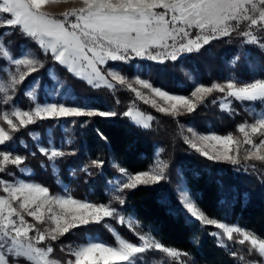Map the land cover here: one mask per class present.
I'll list each match as a JSON object with an SVG mask.
<instances>
[{"label": "snow or ice", "instance_id": "snow-or-ice-1", "mask_svg": "<svg viewBox=\"0 0 264 264\" xmlns=\"http://www.w3.org/2000/svg\"><path fill=\"white\" fill-rule=\"evenodd\" d=\"M50 2L54 0H0V24L5 28L0 33V60L4 62L0 64V75L7 81L6 84L0 83V93L4 94L0 102L4 105L10 102L14 104V95L9 93H15L27 77L43 67L38 55L21 54L17 57L12 54L11 41L7 40V36L15 34L17 30L34 41L44 55L50 52L54 61L86 80L89 85L96 88L103 85L109 89L115 87L112 81L121 86L127 85L137 99L145 104L151 103L161 113L176 116L182 114L179 111L181 108L189 114L193 113L197 103L192 98L202 103L213 92L224 94L221 109L225 111L231 108L229 98L237 102H264V78L252 81L228 78L225 83L213 82L210 86L200 83L195 86L190 98L188 95L171 94L162 86H154L149 79L141 78L146 71L143 67L132 69L135 79L131 81L124 68L102 67L109 62H120L131 67V62L136 59L160 64L175 62L183 54L199 52L213 40L233 34L244 37V43L257 45L264 51V43L261 42L264 39V0H82V7L62 13L61 18L43 11ZM8 65L13 66L14 70L9 72ZM56 83L57 87L61 86L59 80ZM134 85L149 90L169 107L158 106L155 99L150 100ZM41 88L42 83L37 78L24 93L35 102L30 110L14 107L0 115V121L11 130H6L0 124V172L5 171L8 164L17 168L25 164L26 157L14 154L10 147L13 140L11 133L19 130L16 121H19V126L27 127L45 119L122 116L129 118L135 126L147 129L154 120L152 115L138 109L134 111L132 107L119 113L114 109H98L88 104L39 102ZM52 91L54 93L56 89ZM116 103H119L118 99ZM237 130L243 134V144L250 146L244 150L242 158L241 141L232 133L198 134L189 128L191 137H184V142L196 153L216 163L233 166L246 164L250 160L264 163V113L258 114L253 123L239 124ZM99 135L106 139L103 133ZM253 137H259V142ZM38 151L47 157L53 169L58 166V158L74 154L52 145H41ZM31 155L35 156L36 153ZM103 164L102 160L91 161L92 166L102 167ZM168 166L167 162L158 161L153 168L137 173L119 167L121 177L115 181L114 191L122 193L142 185L160 183L167 178L165 170ZM249 166L255 168V165ZM41 167L45 165L42 163ZM82 170L88 173V166ZM22 171L29 172L30 169L25 167ZM0 188L7 194L0 195V264H21L22 261L24 264H140L145 254L152 250L165 254L166 258L158 264H169L167 258L183 264L182 258L191 255L164 245L151 232L134 231L137 242L124 238L108 221L116 219L120 225L127 224L132 229L134 218L128 216L126 220L125 214L114 207L112 201L106 204L77 199L67 190L61 194H51L47 186L23 179L14 182L0 179ZM113 201L121 206L125 204V199L119 194H114ZM181 203L191 217L219 230L209 233L217 239L218 246L229 248L227 242L240 246L248 244L247 254L255 251L264 258V238L258 237L254 231L210 217L187 189H181ZM25 214L35 223L27 220ZM93 224L102 225L111 232L115 244L86 234L83 243L68 246L70 258L66 261L51 257L54 248L47 243L49 240L55 242L74 230ZM64 250L62 245L61 251ZM230 254L241 264L245 262V255L237 250H232ZM247 264H257V261L247 260ZM259 264H264V259Z\"/></svg>", "mask_w": 264, "mask_h": 264}, {"label": "trees", "instance_id": "trees-1", "mask_svg": "<svg viewBox=\"0 0 264 264\" xmlns=\"http://www.w3.org/2000/svg\"><path fill=\"white\" fill-rule=\"evenodd\" d=\"M4 31L5 28L0 29V33ZM7 40L11 41V52L16 56L31 47L42 59H46L44 66L27 77L18 87L14 104L21 108L31 105V100L24 92L37 78L42 83L39 100L43 101L45 85L51 81L47 74L50 65L57 67L60 76L78 95V99H86L89 105L95 108L108 109V103H114L117 96L119 109L124 111L128 108L129 93L118 89L115 95H111L103 88L92 89L65 68L50 63L51 56L44 55L34 41L20 34L18 30L15 34L8 35ZM261 42L264 43V39ZM3 63V60H0V64ZM135 63L139 69L143 67L146 70L142 76L153 82L154 86H162L170 93L188 96H191L196 83L210 86L213 82L225 83L226 79L231 77L242 81L264 78V51L257 45L244 43L243 37L238 34L213 40L199 52L183 56L175 62L160 64L136 59L131 62V67L124 64V68L133 73ZM2 97L3 94L0 93V98ZM222 97L223 93L213 92L202 103H198L193 113L177 117L142 105V109L155 117L152 127L147 129L135 126L129 118L122 116L65 119L64 128L68 129L65 132L59 120H37L27 127L18 126L19 130L11 133L13 140L10 147L14 153L26 157L25 165L33 171L30 179L47 186L52 193L62 192L66 186L70 194L77 199L106 204L112 201L114 207L121 210L125 216L131 215L135 219L137 232H151L164 245L189 252L190 256L182 258L183 264H241L230 252L237 250L241 255L245 253L247 256L248 247L238 244H229V248L218 246L217 239L209 234L212 231L210 226H201L194 220L188 221V212L182 206L175 190L176 179L182 177L190 196L210 217L243 226L254 231L258 237L264 238V164L259 161L249 162L248 165H255V168L248 166L242 172L235 171L236 167L231 164L207 160L186 148L179 130L180 123L192 122L193 125L205 129L209 125V129L216 133L239 134L238 125L249 120V116L242 103L235 100H232L229 112L221 110L218 99ZM213 100L217 102L213 103ZM7 107L9 105L0 102V115ZM36 132L41 137L40 144L48 146L52 140L56 147L64 152H74L57 159V174H54L49 166L47 157L39 153L38 143L29 135ZM99 133H103L106 139H102ZM68 138L69 143L66 142ZM159 145L163 149V157H172L177 176L170 173L168 181L142 185L135 190H124L121 194L125 199L123 206L113 201L114 194L109 188V181L119 173V167L130 173L151 169ZM180 148H183L181 154ZM185 148L187 150H184ZM33 152L36 153L35 156L31 155ZM92 160H102L104 164L102 167L92 166ZM42 163L45 167H41ZM84 166H88V173L82 170ZM17 176H21V172L11 164L5 166V171L0 172V178L3 179ZM27 219L35 223L30 217ZM108 222L124 238L137 242L134 231L127 225H120L115 219ZM194 225L203 234L199 244L191 237ZM86 234L115 244L111 232L102 225L93 224L74 230L55 242L49 240L47 243L52 244L54 248L51 257L55 256L54 258L60 260L70 258L68 246L83 243ZM62 245L64 251H61ZM253 255L254 251L249 256ZM165 258V254L152 250L145 254L140 264H158ZM167 259L169 264H181L180 261Z\"/></svg>", "mask_w": 264, "mask_h": 264}, {"label": "rangeland", "instance_id": "rangeland-1", "mask_svg": "<svg viewBox=\"0 0 264 264\" xmlns=\"http://www.w3.org/2000/svg\"><path fill=\"white\" fill-rule=\"evenodd\" d=\"M83 5H82V0H54V2H50L49 4H47V5H45L44 6V8H43V11H45V12H48L50 15H52V16H54V17H57V18H61V14L62 13H65V12H67V11H69V10H71V9H73V8H80V7H82ZM5 16H7V14H4ZM70 19H72L71 17H70ZM1 28H4V26L2 25V24H0V29ZM241 30H243V26H242V29ZM8 31H10V30H8ZM225 38V37H224ZM243 39H245L244 37H243ZM41 51H42V53H43V50L42 49H40ZM13 54V53H12ZM21 54H28V55H32V56H39V59L42 61V63H43V66H44V64L46 63V59L44 60V59H42L41 57H40V55L36 52V50H33L31 47H29V48H26V49H24L23 50V52L21 53ZM21 54L19 55V56H17V57H20L21 56ZM47 55H49V56H51V53L49 52ZM186 55H188L187 53L186 54H183L181 57H183V56H186ZM51 58H52V56H51ZM138 60H141V59H138ZM143 61H149V62H153V61H150V60H146V59H144ZM56 63V65H59L60 67H62V68H65L66 69V67H64V66H62V65H60L58 62H56V61H54V59L52 58V61H50V63ZM126 65V64H125ZM135 69H137V70H139V67H138V64L137 63H135ZM102 67H104V68H109V69H111V68H116V69H119V68H124V64L123 63H120V62H109L108 63V65H104V66H102ZM8 69H9V72H11V71H13L14 69H13V66H11V65H8ZM125 69V68H124ZM67 70V69H66ZM68 71V70H67ZM125 72L128 74V77H129V80L131 81V80H134L135 79V73L133 72H130V71H128V70H126L125 69ZM33 74V73H32ZM47 74L49 75V79L51 80L50 81V83L48 84V85H45V88H44V92H45V97H44V99H43V101H40L39 100V102H44V101H60V102H67V103H73V104H88L89 105V103L87 102V100L86 99H78L77 98V94H75L74 93V91H73V89L71 88V87H69L68 85H67V83H66V81L60 76V74H59V71H58V69H57V67H55V66H53V65H50V67L49 68H47ZM72 74V73H71ZM75 77H77V78H79V79H81L79 76H77V75H74ZM141 78H144V79H146L144 76H142ZM231 78H233V79H235L234 77H231ZM110 79V78H109ZM57 80H59V82H60V85L61 86H59V87H57ZM82 80V79H81ZM87 86H89V87H91L92 89H106L107 90V92L108 93H110L111 95L113 94V95H115L116 94V91L119 89V90H121V91H124V92H127V93H129L130 94V101L128 102V107H132L133 109H134V111L135 110H140V111H143L146 115H148V114H150V115H152L150 112H148V111H146V110H144V109H142V105H144V106H146V107H148V108H152V109H154V110H156V108H153L152 106H151V103H148V104H145L142 100H139V99H137L136 98V96H135V93H133L131 90H129L128 89V87H127V85H124V86H121V85H119L116 81H112V83L115 85V87L113 88V89H109V88H107V87H105V86H101L100 88H96V87H94V86H91V85H89L88 83H87V81L86 80H82ZM0 83H7V81L5 80V77L4 76H2V75H0ZM199 83H196L195 84V86H197ZM135 87H137L138 88V90H140V91H142V92H144L145 94H146V96H148L149 97V99L151 100V99H155L156 100V102H157V105L158 106H163V107H169V105L168 104H165L164 103V101H162V100H160V98L159 97H155V96H153L150 92H149V90H147V89H143L140 85H134ZM19 87V86H18ZM53 88H55L56 89V91L53 93ZM195 88V87H194ZM27 90H29V87L25 90V92L27 91ZM33 91H35V89H32ZM165 90V89H164ZM194 90V89H193ZM17 91H18V88H17V90H16V92L15 93H9L10 95H16V93H17ZM24 92V93H25ZM3 94V93H2ZM171 94H174V93H171ZM4 95V94H3ZM28 97V96H27ZM116 97V99H115V102L114 103H112V104H110V103H108V105H107V108L109 109H114V110H116L117 112H119V113H123L124 111H126L127 109H125L124 111H122V110H120L119 109V107H118V104L119 103H116V101H117V99H119L117 96H115ZM190 98H192L191 96H189ZM30 100H31V98L30 97H28ZM192 99H194V102H196L197 103V105H198V103H199V101H195V98H192ZM223 99V97L222 98H219L218 99V102H219V106H220V109H221V100ZM229 100H231V103H232V98H229ZM242 103V106H243V109L246 111V113L248 114V116H249V120H246V121H244V122H248L249 124L250 123H253L254 122V120H255V118H256V116L258 115V114H260V113H264V102H247V101H245V102H241ZM35 106V102H33L32 100H31V105H29L28 107H26V108H21L20 106H18V105H16V104H13V103H11L10 102V104H9V107H7V108H5V110L4 111H11L12 110V108H14V107H19L21 110H30L32 107H34ZM222 110V109H221ZM230 110H231V108H230ZM230 110H227V112H229ZM157 111V110H156ZM180 113H182V114H179V115H176L175 117H177V116H180V115H184V114H189V113H187V111H186V109H183V108H181L180 110ZM223 111H225V110H223ZM159 112V111H158ZM163 114H165V113H163ZM167 115H169V114H167ZM153 117H154V115H152ZM171 116H173V115H171ZM69 119H72V118H69ZM64 120L65 119H61V120H59L60 122H61V124H62V130L65 132L66 130H68V129H66V128H64ZM67 120V119H66ZM154 120H155V117H154ZM154 120L151 122V127H152V123L154 122ZM244 122H242V123H244ZM16 123H17V125L19 126V121H16ZM0 124H3V122L2 121H0ZM241 124V123H240ZM3 126L6 128V130H9V129H7V125L6 124H3ZM179 130H180V132H181V135H182V138H183V140H184V137H191V133H189L188 132V129L189 128H193L198 134H220V135H224V134H221V133H216L215 131H213L212 129H209V125H208V128L207 129H205V128H200V127H198V126H195V125H193L192 124V122H183V123H180L179 124ZM150 127V128H151ZM10 131V130H9ZM33 135H32V138L38 143V148L41 146V145H43V144H40V142H39V140H40V135H39V133H32ZM234 135V134H233ZM34 136H37L38 138H34ZM235 136H237V138L241 141V144H240V157L242 158L243 157V155H244V150L246 149V148H248V147H250L249 145H246V144H243V134H241V133H239V134H237V135H235ZM253 139L254 140H256V142H259V137H253ZM69 138L66 140V142L67 143H69ZM185 143V142H184ZM50 145H52V146H56L53 142H52V140H50L49 141V144H48V146H50ZM185 145H186V148L188 149V150H192V151H194L195 152V150H193V149H191L190 147H189V145H187L186 143H185ZM43 146H45V147H48L47 145H43ZM184 149V150H187V149ZM161 149H162V147L159 145L157 148H156V155H155V161H154V165L152 166V168L156 165V163L158 162V161H165V162H167L168 163V168L165 170V175H166V179L165 180H169L170 179V177H171V174L170 173H172V175L173 174H175V176H177L176 175V173H175V168H174V161L172 160V157H171V159H168V158H166V157H163L161 154H162V151H161ZM163 150V149H162ZM182 150H183V148H182ZM182 150H181V148H180V150H179V154H181L182 153ZM14 153V152H13ZM14 154H16V153H14ZM249 162H258V161H256V160H250V161H247L246 162V164H244V163H242L241 165H237V166H235L236 168L234 169L235 171H242V172H244L245 170H246V168L249 166L248 164H249ZM260 162V161H259ZM50 163V162H49ZM264 164V163H263ZM17 167V166H16ZM25 167H27L28 169H30V171L29 172H23L22 171V169L23 168H25ZM52 168V167H51ZM19 169V171L21 172V176H17V177H15V178H12V179H4V180H6V181H9V182H14V181H17V180H21V179H23V180H25V181H31V182H36L35 180H33V179H30L29 177H31L32 176V174H33V171H32V169L28 166V165H22V166H20V168H18ZM237 169H239V170H237ZM52 170H53V172H54V174H57L58 173V166L56 167V168H52ZM263 170V172H264V169H262ZM168 173H169V175H168ZM121 177V174H120V172L112 179V180H110L109 181V188H110V190L112 191V193L113 194H119V195H121L122 193H115V191H114V183H115V181L118 179V178H120ZM176 178V177H175ZM178 178V177H177ZM0 179H3V178H0ZM165 180H163V181H165ZM177 181H176V184H175V190L177 191V194H178V196H179V198L181 199V189H187L186 188V186H185V182H184V180H183V178L182 177H180V178H178V179H176ZM110 182H112V183H110ZM162 182V181H161ZM65 190H67V192L70 194V191L68 190V188L66 187V186H64L63 187V190H62V192H58V193H52L51 191H50V193L51 194H61V193H64L65 192ZM188 190V189H187ZM0 195H7L6 193H3V191H2V188H0ZM190 195V194H189ZM114 206V205H113ZM128 216H131V215H126L125 216V219L127 220V218H128ZM132 217V216H131ZM25 218L27 219V215L25 214ZM31 218V217H30ZM32 219V218H31ZM28 220V219H27ZM116 220V219H115ZM197 221L195 218H193V217H191V215H190V213H188V221L189 222H192V221ZM35 222V221H34ZM198 222V224L199 225H203L201 222H199V221H197ZM108 223H110V222H108ZM111 224V223H110ZM235 224V223H234ZM112 225V224H111ZM125 225H127V224H125ZM237 225V224H236ZM113 226V225H112ZM203 226H205V225H203ZM41 228H43L44 226L43 225H41L40 226ZM114 227V226H113ZM212 229V231H219V230H216L214 227H212V226H210ZM132 230L133 231H136L137 232V229H136V221H135V219L133 220V228H132ZM247 230H249V229H247ZM211 231V232H212ZM191 237H192V240L195 242V243H197V244H199V242L201 241V239L203 238V234L201 233V231L198 229V227H195V225H194V227H192V232H191ZM96 239H99V240H102V239H100V238H98V237H95ZM228 244H234V243H232V242H227ZM42 246V245H41ZM78 246V245H77ZM73 247H75V246H73ZM242 247H250V245H248V244H246V245H244V246H242ZM243 255H245V257H246V259H245V262H243V264H247V260H255V261H257V264H259V261L260 260H262V259H264V258H261L259 255H258V253L257 252H255L254 251V255L253 256H249V255H247L246 256V254L244 253ZM55 256H52V258H54ZM55 259H58V260H60L59 258H55ZM67 259H69V258H66V260ZM65 259L63 260V259H61V261H66Z\"/></svg>", "mask_w": 264, "mask_h": 264}]
</instances>
